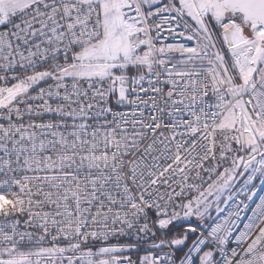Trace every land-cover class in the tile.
<instances>
[{
	"label": "snow or ice",
	"instance_id": "6c2138e0",
	"mask_svg": "<svg viewBox=\"0 0 264 264\" xmlns=\"http://www.w3.org/2000/svg\"><path fill=\"white\" fill-rule=\"evenodd\" d=\"M0 264H264V0H0Z\"/></svg>",
	"mask_w": 264,
	"mask_h": 264
}]
</instances>
